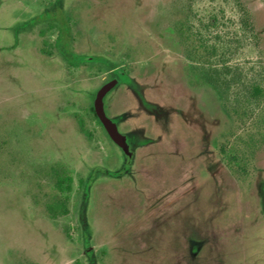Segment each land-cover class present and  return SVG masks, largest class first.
<instances>
[{
  "label": "rangeland",
  "instance_id": "rangeland-1",
  "mask_svg": "<svg viewBox=\"0 0 264 264\" xmlns=\"http://www.w3.org/2000/svg\"><path fill=\"white\" fill-rule=\"evenodd\" d=\"M187 18L224 61L189 56ZM237 67L264 76V0H0V264H264V145L248 175L222 149ZM119 69L129 154L92 109Z\"/></svg>",
  "mask_w": 264,
  "mask_h": 264
},
{
  "label": "trees",
  "instance_id": "trees-1",
  "mask_svg": "<svg viewBox=\"0 0 264 264\" xmlns=\"http://www.w3.org/2000/svg\"><path fill=\"white\" fill-rule=\"evenodd\" d=\"M43 16L40 17L42 18ZM46 16L50 17L51 15L47 14ZM61 29L63 32H67V26H63ZM178 30L184 41L190 45L188 48L189 56L204 64L213 65L215 59L218 57V45L210 44L208 38H203L195 30L193 23L188 18L180 22ZM64 35L63 33L59 37L61 41ZM62 52L68 62L73 66L90 61L85 55L75 53L68 47ZM91 60L106 64L111 69L115 68V63L106 57H93ZM220 60L224 61L223 58L218 57V63ZM237 68L236 75H243L246 78L240 80V84L238 83L239 86L237 85L236 96L230 105V112L237 125L236 130L232 132L234 141L231 143L225 142L222 149L228 154L230 163L240 172L248 175L256 151L264 145V76L261 74L257 76L256 74L248 78L250 71H246L244 74V71L240 67ZM214 70L216 69L214 68ZM112 76L122 80L125 79L118 70H114ZM92 109L98 122L102 125L94 105H92ZM54 171L58 177V187L63 189V186L67 185L66 189H69L73 182V177L62 167ZM48 207L53 215L68 211L66 200L61 198H56Z\"/></svg>",
  "mask_w": 264,
  "mask_h": 264
},
{
  "label": "water",
  "instance_id": "water-1",
  "mask_svg": "<svg viewBox=\"0 0 264 264\" xmlns=\"http://www.w3.org/2000/svg\"><path fill=\"white\" fill-rule=\"evenodd\" d=\"M118 82L119 79L114 78L99 88L95 97L94 107L102 125L113 142L128 152L129 144L127 143L126 135L119 130L117 123L107 115L104 104L105 95L115 87Z\"/></svg>",
  "mask_w": 264,
  "mask_h": 264
},
{
  "label": "flooded vegetation",
  "instance_id": "flooded-vegetation-1",
  "mask_svg": "<svg viewBox=\"0 0 264 264\" xmlns=\"http://www.w3.org/2000/svg\"><path fill=\"white\" fill-rule=\"evenodd\" d=\"M119 71V73L121 74V75H123L124 77H125V79L124 80H122V79H120V78H118L119 79V82H118V84L115 86V87H113L109 92H111L113 89H115L119 84H122V83H129V84H131V78L127 75V73L125 72V70H122V69H119L118 70ZM114 79V78H113ZM109 92L105 95V97H104V104H105V98H106V96L109 94ZM141 99H142V102H144L145 100H144V98L141 96ZM117 124H119V121H120V117H114V118H112ZM126 135V140H127V143L129 144L130 143V140H129V138H130V134H125ZM129 147L131 148L132 147V145H130L129 144ZM134 147V146H133ZM132 149V148H131ZM125 151V150H124ZM126 153H128L129 154V152H131L130 150L127 152V151H125Z\"/></svg>",
  "mask_w": 264,
  "mask_h": 264
}]
</instances>
